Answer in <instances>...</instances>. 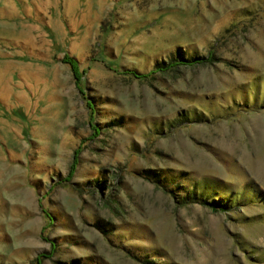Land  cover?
Here are the masks:
<instances>
[{"label": "rangeland", "instance_id": "rangeland-1", "mask_svg": "<svg viewBox=\"0 0 264 264\" xmlns=\"http://www.w3.org/2000/svg\"><path fill=\"white\" fill-rule=\"evenodd\" d=\"M0 264H264V0H0Z\"/></svg>", "mask_w": 264, "mask_h": 264}, {"label": "trees", "instance_id": "trees-1", "mask_svg": "<svg viewBox=\"0 0 264 264\" xmlns=\"http://www.w3.org/2000/svg\"><path fill=\"white\" fill-rule=\"evenodd\" d=\"M197 59H199V58H189V59H184V61H186V62H195V63H197V62L200 61V60L197 61Z\"/></svg>", "mask_w": 264, "mask_h": 264}]
</instances>
